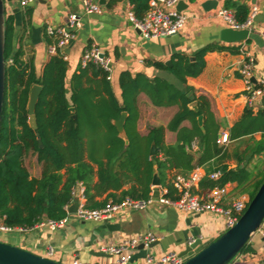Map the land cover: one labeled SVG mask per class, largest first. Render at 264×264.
<instances>
[{"label": "trees", "instance_id": "1", "mask_svg": "<svg viewBox=\"0 0 264 264\" xmlns=\"http://www.w3.org/2000/svg\"><path fill=\"white\" fill-rule=\"evenodd\" d=\"M135 14L142 17L149 8V0H130ZM225 7L233 9L236 18L243 22L250 13V7L235 0H226ZM15 14H7L5 29L6 88L0 128V220L11 227H32L45 216L60 220L67 215L72 187L82 181L88 206L101 207L94 202L97 194L107 190H119L125 185L120 197L109 193L113 201L125 197L146 199L151 195L156 168L161 181L174 196L171 183L164 182V171L168 167H182L184 159L188 168L194 156L190 153L191 144L198 139L203 153L195 166L206 162L221 152L217 139L220 124L211 109V102L205 95L195 96L197 108H191L192 99L187 93L194 88L187 84L188 77L198 76L205 66L208 51L227 49L224 45L211 44L198 49L194 56L176 53L171 65L162 61H149L156 68L173 74L184 88L170 80L156 76L149 77L139 72L133 75L123 70L119 76L122 91L120 101L113 91L107 72L96 63L90 62L75 72L71 81V95L68 96L66 75L68 63L63 55H51L43 70L37 74L30 62L23 59V50L15 46ZM53 42L50 41V43ZM12 60V61H10ZM34 84H40V92L35 114L37 133L30 126L29 95ZM144 92L156 106L179 105L180 109L169 122L167 128L177 132V143L165 142V126H157L143 135L138 130L140 110L138 96ZM71 107L75 110L72 111ZM123 111L128 115L124 124L126 138L120 135L115 120ZM203 115V128L198 117ZM189 120L191 127L182 126ZM261 132L259 140L253 139L248 152L253 156L264 152V108L254 111L250 103L245 107L241 118L229 128L230 139H241ZM42 141L40 146L39 140ZM156 154L151 155L152 145ZM163 152L165 159L159 154ZM29 153L37 156L42 165V175L34 177L26 166ZM237 168L226 163L207 168V173L222 172L218 180L205 177L200 182L202 190L222 186L230 182L243 185L251 180L252 172L247 165ZM97 166L98 182L93 183ZM66 169V179L62 170ZM264 181L261 177L254 181L250 193L252 199ZM253 250L248 242L240 252Z\"/></svg>", "mask_w": 264, "mask_h": 264}, {"label": "crops", "instance_id": "2", "mask_svg": "<svg viewBox=\"0 0 264 264\" xmlns=\"http://www.w3.org/2000/svg\"><path fill=\"white\" fill-rule=\"evenodd\" d=\"M82 0H36L25 10L19 9L15 14L16 33L15 46L23 50V59L33 65L37 74L43 70L45 63L49 60L48 45L53 39L46 33L47 25L66 26L73 29L76 37L64 48L68 63L66 86L71 95V81L75 72H79L82 66L81 57L84 50L93 44L99 45L101 50L112 59V78L110 80L115 96L121 101L122 91L119 85V76L123 70H129L133 75L142 72L149 77L160 76L184 88L173 74L156 68L149 61H162L166 63L176 53L194 56L195 52L211 44L224 45L227 49L208 51L205 55V66L203 71L196 77H188L187 84L194 88L195 96L205 95L211 102V109L223 131L229 133L233 126L242 116L245 107L249 104V93L246 90L244 80L239 74V68L245 60L242 48L251 50L255 71L260 79H264V21L254 22L248 39L237 42H224L221 39V31L228 25L215 15V9L205 10L202 6L206 0H182L186 22L178 34L162 37L159 39L146 40L140 31L134 27L129 18V13L134 11L130 0H98L102 11L100 13H86L82 6ZM251 7L254 2L259 6V13L264 14V0H235ZM226 0H218V6H225ZM10 6H7L9 14ZM233 12L234 10L231 9ZM80 16L81 27L71 28L69 17L71 14ZM135 13V11H134ZM60 54V53H59ZM195 57V56H194ZM195 61V60H194ZM254 105V111L258 112L262 105V99ZM138 107L140 118L138 130L146 135L150 129L157 126H165V142L168 145L177 143V132L167 128L171 119L179 111V105L156 106L144 92L138 96ZM182 126L191 127L189 120H185ZM261 132L241 139H230L227 144H219L222 148L214 158L202 166L205 173L207 168L219 163H226L229 167L237 168L239 159L240 166L247 165L252 172L250 183H254L261 177L264 171V152L254 154L248 152L249 145L253 139L259 140ZM128 143V139L125 138ZM196 150H190L194 156L191 165L184 159L182 167H168L164 171V182L172 183L175 173H190L195 167L197 159L203 153L200 141L195 140ZM161 160L165 159L163 152L159 154ZM26 166L32 176L42 175V165L38 163ZM95 173L93 183L98 182L97 166L94 164ZM66 179V169L62 170ZM155 174L160 181L161 176L156 168ZM208 174V173H207ZM205 177H208L207 175ZM204 177V178H205ZM152 185L154 197L162 187ZM231 189L229 196H239L240 185L236 182L228 183ZM125 185L119 190H107L97 194L94 202L103 203L113 200L108 197L109 193L115 192L116 197L122 195V191L128 189ZM197 190L201 193L200 184ZM247 194V193H243ZM88 202V200H87ZM74 202H72L73 204ZM71 204V205H72ZM70 205V206H71ZM44 219V218H43ZM221 213L207 212L203 214L190 213L174 206H166L155 202L144 210H125L117 213L110 223L120 224V229L110 230L107 221H84L79 219L74 212L67 215L66 225L56 230L47 227H35L27 231H20L19 235L13 236L17 246L24 247L37 254L50 257L59 262L72 264L77 258L87 262H110L114 259L110 253L103 249L109 245H118L125 239L138 235L152 234L155 241L150 245L139 244L133 250V258L129 264H148L147 257L152 256L155 261L167 253L181 254L190 246L192 240H200L201 243L193 248L186 258L196 254L210 242L217 239L227 229ZM13 231V230H12ZM264 228L259 229L260 239L253 236L250 246L253 250L238 253L227 264H263L264 251L262 248ZM5 241V240H2ZM144 245V247H142ZM52 249V251H50Z\"/></svg>", "mask_w": 264, "mask_h": 264}, {"label": "built area", "instance_id": "3", "mask_svg": "<svg viewBox=\"0 0 264 264\" xmlns=\"http://www.w3.org/2000/svg\"><path fill=\"white\" fill-rule=\"evenodd\" d=\"M17 1L18 7L25 10L31 3L36 0H12ZM181 0H149V8L142 17H138L134 11L129 13V18L136 27L142 37L146 40L159 39L162 37L172 36L178 34L184 27L186 22V15L183 10L178 9V4ZM82 6L86 13H100L102 11L98 0H82ZM9 14L14 7L13 3H7ZM8 11V9H7ZM259 12L257 2L250 7V13L247 19L240 22L235 13L225 6H219L215 9V15L222 19L228 27L235 30L249 29L251 31L254 24V19ZM80 16L78 14H71L69 17V26L71 28L81 27ZM47 35L53 39V42L48 45V52L50 55L61 54L64 59L67 58L63 51L65 47L76 37L73 29L66 26L47 25ZM242 53L245 55V60L239 68V74L244 80L246 90L249 93V103L255 105L259 99L264 96V79L258 78L255 71V64L252 52L249 48L243 47ZM12 61V60H10ZM93 62L101 66L107 72V78H112V59L107 56L99 47L93 44L84 50L81 57L82 66ZM253 78L256 81H253ZM230 141V136L227 131L221 132L217 142L219 144H227ZM197 144L195 141L191 144V150H196ZM212 180H218L222 172L215 170L210 173H205L202 166H196L190 173H175L172 178V185L175 189L174 196H169L170 192L167 186L162 187L157 197L153 193L146 199H136L132 197H125L121 201H107L101 207L88 206L87 197L85 194V184L78 181L71 190L72 199L70 204L66 206L67 215L69 207L72 202H77L78 207L74 214L84 221H110L117 213L125 210H144L155 202H159L166 206H174L178 209L195 213L203 214L207 212L221 213L224 216L226 229L233 227L240 219L244 211L247 209L251 201L249 194H242L239 196H229L231 189L227 184L222 186H214L201 193L197 190L200 182L205 176ZM67 215L60 220L44 218L32 227H11L0 220V231L20 230L27 231L35 227H47L50 230H56L66 225ZM262 250L264 251V232ZM155 236L148 233L145 235L133 236L125 239L118 245H109L103 250L114 256L110 262H87L79 258L75 259L72 264H129L133 258V250L141 243L149 245L155 241ZM195 241L192 240L191 245ZM52 251V249H50ZM187 258L180 256L177 253H167L163 255L160 260L155 261L152 256L147 257L148 264H183ZM264 264V262H263Z\"/></svg>", "mask_w": 264, "mask_h": 264}, {"label": "water", "instance_id": "4", "mask_svg": "<svg viewBox=\"0 0 264 264\" xmlns=\"http://www.w3.org/2000/svg\"><path fill=\"white\" fill-rule=\"evenodd\" d=\"M7 3H13L14 13L19 11L17 1L12 0H0V128L2 124V116L4 109L5 100V88H6V61H5V29H6V19H7ZM183 1L181 0L178 4V9L181 11L184 9ZM202 6L205 10L209 11L217 8L218 0H206L203 2ZM255 22L264 21V14L259 13L256 15ZM249 29L235 30L230 27H226L221 31V39L224 42H237L244 41L249 37ZM191 60L194 61L195 57L192 56ZM166 64L171 65V60H168ZM253 81H256L253 78ZM42 86L40 84H34L29 95V119L30 126L37 133V118L35 114V106L37 104ZM192 99L190 107L197 108V100H195V94L192 90L187 93ZM262 105L264 106V98L262 99ZM74 111L75 108L71 107ZM127 111H123L119 119L115 120V124L118 127L120 135L126 138V132L124 124L127 118ZM203 115L198 117L199 125L203 128ZM127 139V138H126ZM40 146H42V141L39 138ZM156 154V147L153 144L151 147V155ZM153 184L159 186L161 181L157 174L154 176ZM78 203L74 202L69 207V212H76ZM44 218H47L45 216ZM264 222V181L260 185L259 189L255 193L254 197L251 199L247 209L244 211L237 223L227 229L222 235L217 239L210 242L208 245L203 247L196 254L188 257L183 264H227L229 263L242 248L250 242L252 235L258 231ZM107 227L110 230L120 229V224H114L107 221ZM201 241L195 240L190 246L183 251L180 256H187L193 248L197 247ZM153 247L152 244H149ZM144 247V245H142ZM0 264H66L59 262L50 257H46L30 251L24 247L17 246L8 242L0 240Z\"/></svg>", "mask_w": 264, "mask_h": 264}, {"label": "rangeland", "instance_id": "5", "mask_svg": "<svg viewBox=\"0 0 264 264\" xmlns=\"http://www.w3.org/2000/svg\"><path fill=\"white\" fill-rule=\"evenodd\" d=\"M8 14V13H7ZM36 154L34 153H29L25 159V161L32 166V165H35L36 164ZM251 179H252V176H251ZM253 183H250V181L246 184H243V185H240L239 189H238V194L242 195L243 193H247L249 194L250 196V193L252 192L253 190ZM249 205V204H248ZM262 228H264V222L263 224L261 225ZM260 227V228H261ZM18 236L19 235V232L16 231V230H13V231H0V240H5L4 242H8V243H11V244H14L16 245V241L14 240L13 236ZM253 238H255L256 240H259L260 239V233H259V230L256 231L253 235Z\"/></svg>", "mask_w": 264, "mask_h": 264}]
</instances>
